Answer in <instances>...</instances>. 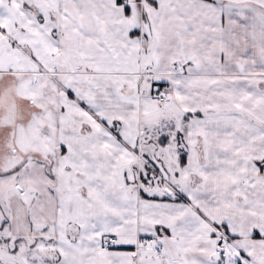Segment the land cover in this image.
<instances>
[{
  "label": "snow or ice",
  "instance_id": "obj_1",
  "mask_svg": "<svg viewBox=\"0 0 264 264\" xmlns=\"http://www.w3.org/2000/svg\"><path fill=\"white\" fill-rule=\"evenodd\" d=\"M0 264H264V0H0Z\"/></svg>",
  "mask_w": 264,
  "mask_h": 264
}]
</instances>
